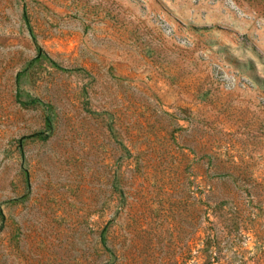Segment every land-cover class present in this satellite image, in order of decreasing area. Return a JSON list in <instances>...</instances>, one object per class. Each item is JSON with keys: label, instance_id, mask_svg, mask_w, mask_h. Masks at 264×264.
Instances as JSON below:
<instances>
[{"label": "rangeland", "instance_id": "obj_1", "mask_svg": "<svg viewBox=\"0 0 264 264\" xmlns=\"http://www.w3.org/2000/svg\"><path fill=\"white\" fill-rule=\"evenodd\" d=\"M0 264H264V0H0Z\"/></svg>", "mask_w": 264, "mask_h": 264}]
</instances>
